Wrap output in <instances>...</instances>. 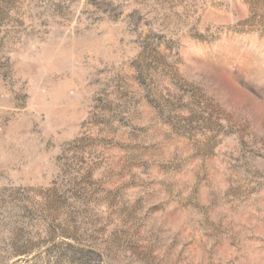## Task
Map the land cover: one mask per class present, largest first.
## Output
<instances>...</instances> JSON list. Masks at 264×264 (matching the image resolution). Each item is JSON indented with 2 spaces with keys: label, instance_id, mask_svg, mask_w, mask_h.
Instances as JSON below:
<instances>
[{
  "label": "rangeland",
  "instance_id": "rangeland-1",
  "mask_svg": "<svg viewBox=\"0 0 264 264\" xmlns=\"http://www.w3.org/2000/svg\"><path fill=\"white\" fill-rule=\"evenodd\" d=\"M0 264H264V0H0Z\"/></svg>",
  "mask_w": 264,
  "mask_h": 264
}]
</instances>
